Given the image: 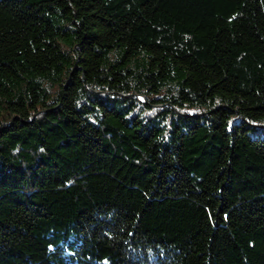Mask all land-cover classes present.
I'll return each instance as SVG.
<instances>
[{"label":"trees","instance_id":"obj_1","mask_svg":"<svg viewBox=\"0 0 264 264\" xmlns=\"http://www.w3.org/2000/svg\"><path fill=\"white\" fill-rule=\"evenodd\" d=\"M0 264H264V0H0Z\"/></svg>","mask_w":264,"mask_h":264}]
</instances>
